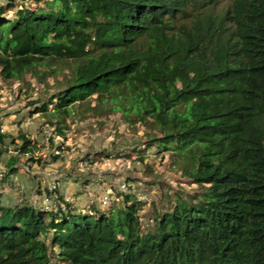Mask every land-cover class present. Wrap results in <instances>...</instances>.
I'll return each instance as SVG.
<instances>
[{
    "label": "trees",
    "instance_id": "16d2710c",
    "mask_svg": "<svg viewBox=\"0 0 264 264\" xmlns=\"http://www.w3.org/2000/svg\"><path fill=\"white\" fill-rule=\"evenodd\" d=\"M27 75L55 88L30 113L59 136L85 101L140 126L195 190L144 223L122 189L107 211L0 205V264H55L53 251L66 264H264V0H4L0 79Z\"/></svg>",
    "mask_w": 264,
    "mask_h": 264
},
{
    "label": "rangeland",
    "instance_id": "374dc122",
    "mask_svg": "<svg viewBox=\"0 0 264 264\" xmlns=\"http://www.w3.org/2000/svg\"><path fill=\"white\" fill-rule=\"evenodd\" d=\"M26 77L23 83L0 79V133L5 136L0 144V205L27 203L47 210L60 198L77 212L91 207L107 211L120 206L115 190L122 189L141 201L144 223L154 204L164 208L168 198L177 199V191L193 193L195 188L173 164L170 151L147 147L140 126L95 105L75 102L59 136L42 114L30 113L42 103L45 91L55 88L46 80ZM20 134L35 147L26 156L18 151ZM17 156L18 164L11 167L16 171L8 174L7 163ZM55 253V264H66Z\"/></svg>",
    "mask_w": 264,
    "mask_h": 264
},
{
    "label": "built area",
    "instance_id": "2783aa9c",
    "mask_svg": "<svg viewBox=\"0 0 264 264\" xmlns=\"http://www.w3.org/2000/svg\"><path fill=\"white\" fill-rule=\"evenodd\" d=\"M3 2V0H0V3H2Z\"/></svg>",
    "mask_w": 264,
    "mask_h": 264
},
{
    "label": "clouds",
    "instance_id": "9594fccd",
    "mask_svg": "<svg viewBox=\"0 0 264 264\" xmlns=\"http://www.w3.org/2000/svg\"><path fill=\"white\" fill-rule=\"evenodd\" d=\"M3 2H4V1H3ZM3 2H2V3H3ZM0 4H1V3H0Z\"/></svg>",
    "mask_w": 264,
    "mask_h": 264
}]
</instances>
